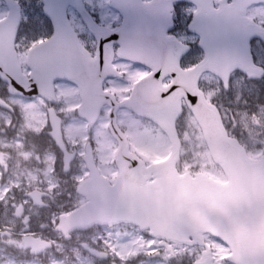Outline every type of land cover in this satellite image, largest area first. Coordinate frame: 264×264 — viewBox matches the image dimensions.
Returning a JSON list of instances; mask_svg holds the SVG:
<instances>
[{
    "label": "snow or ice",
    "instance_id": "1",
    "mask_svg": "<svg viewBox=\"0 0 264 264\" xmlns=\"http://www.w3.org/2000/svg\"><path fill=\"white\" fill-rule=\"evenodd\" d=\"M167 4H170L167 15L149 12L141 17L124 0H31V3L20 0L23 20L22 27L17 29V41L30 37L32 43L37 39H50L54 41V47L44 58L32 64L30 72L26 71V81L19 76V70H16L15 77L8 73L0 76V99L11 97L25 103L44 100L50 107L59 109L63 107L62 102L49 101L45 95L49 88L77 93L99 88L106 92L112 87H127L129 75L135 72H150L152 80L166 83L174 79L176 73L165 76L162 70L153 71L152 61L164 63L172 60L181 69L204 64L215 66L217 62L232 59L234 51L239 50L259 69L256 74H249L243 67L235 66L225 81L223 76L206 68L200 75L198 86L202 91L212 93V102L218 109L230 111L233 116L240 111L259 113L264 106V17L253 19V24L259 25V34L256 31L238 34L228 28L200 23L193 11L195 0H165L163 6ZM161 6L159 2L155 5L157 8ZM59 37H69L77 42L67 57L57 54L55 44ZM121 66L120 74L112 71L113 67ZM177 88V84H172L162 95L166 97L176 92ZM104 98L107 101L105 108H115L117 113L121 109L134 112L143 102L140 92L125 105L117 106L116 100L108 96ZM199 99L197 95L187 94L191 106H196ZM16 112L17 109L13 108L10 115L15 116ZM189 113L191 107L185 105L181 118ZM229 126H232L231 121ZM48 127L51 135V126ZM232 130L238 135L243 134L235 127ZM6 131L8 135H13L11 128H6ZM46 139L42 136L41 142ZM132 163L135 166V162ZM69 173L75 175L76 170L70 167ZM19 198L18 193L12 194L13 201ZM68 199L71 201L72 197ZM119 227V224L116 225V228ZM133 228V234L138 233L146 241L157 239L139 225ZM105 231L114 234L115 228L105 226ZM94 239V246L99 250L111 240V236L101 233ZM211 239L217 245L228 244L221 237ZM187 247L195 250L191 255L185 252L179 261L148 257L139 264H196L200 245ZM27 255V251L20 253L13 246H7L0 249V264H33ZM33 255L39 256V253ZM60 256L62 258L63 253ZM52 259L55 256L49 258V264ZM115 259L120 264L119 258ZM101 264H109V258H102ZM239 264L250 262L242 259Z\"/></svg>",
    "mask_w": 264,
    "mask_h": 264
},
{
    "label": "water",
    "instance_id": "2",
    "mask_svg": "<svg viewBox=\"0 0 264 264\" xmlns=\"http://www.w3.org/2000/svg\"><path fill=\"white\" fill-rule=\"evenodd\" d=\"M257 1L264 0H249V3L244 4L247 6ZM157 3L151 4L155 6ZM131 5L135 13L141 17L153 12L149 10L148 4L140 0H136ZM241 6V0H237L232 9L224 10L220 19L217 16L223 10L210 13L208 0H205L201 3L198 14L204 13L216 19L219 22L217 26L236 32L232 20L242 17L243 8ZM155 12L159 13V11ZM230 13H233V16ZM214 23L215 20H212L211 25ZM43 45L44 48H42ZM53 47V40L38 45L35 51L33 50V56L31 55V65L44 58ZM55 47L58 55L67 57L76 45L68 37H59ZM152 63L154 64L153 71L162 70L165 76L175 72L176 77L165 88L161 85V81L152 80L151 74L147 76L136 90V93L140 92L143 100L137 110L140 114L154 120L168 133L173 142V152L166 161L146 167L140 159L127 152V145L124 143L120 150L119 161L125 164V168L119 175L116 186L112 188L105 183L101 199L96 200L89 197L92 200L91 206L95 203L103 206L97 209L99 219L95 222L103 220L102 222L114 224L120 221H133L143 229L149 228L154 236L186 243H203L202 234L210 232L217 237L229 238L230 243L235 247L234 240L220 229L218 212L227 204L235 209V204H240L237 201V194L240 190L249 193V198L254 200L256 207L263 206L261 199L264 197V157L259 160L250 159L245 148L236 139L228 136L218 108L206 100L197 84L201 73L206 68L223 76L224 79H227L235 66L247 68L252 74L257 73L259 69L239 50L234 51L232 59L217 62L215 66L198 65L185 76L170 60L164 63L156 60ZM16 70H19V76L26 81L27 78L22 74L16 52L12 50L11 44L10 48L0 46V76L8 73L15 77ZM172 84L178 85L177 91L166 97L163 96L162 94L167 92ZM99 91L100 89L97 88L96 92ZM188 93L200 98L196 106L188 103ZM84 94L86 95V106H88L94 100L92 88L86 90ZM181 99H185L186 104L191 107V112L198 119L214 159L222 165L226 174L230 175V182L225 187L204 174H198L196 178H192L189 174L180 176L177 173L175 166L179 158L180 143L175 129V119L180 110ZM85 115L90 116L88 113ZM132 162H135V166ZM151 178L155 180L150 182ZM103 210H105L104 213ZM213 218L218 220L210 224L209 220ZM70 221L74 223V220ZM190 237H193V241L189 240ZM263 245L264 240H261L259 244L253 245V248L260 250ZM247 247L248 250L238 255L237 248H233L235 253L232 259L237 264L242 259H247L250 264L256 263L254 262V259L256 261L255 251L251 245Z\"/></svg>",
    "mask_w": 264,
    "mask_h": 264
},
{
    "label": "rangeland",
    "instance_id": "3",
    "mask_svg": "<svg viewBox=\"0 0 264 264\" xmlns=\"http://www.w3.org/2000/svg\"><path fill=\"white\" fill-rule=\"evenodd\" d=\"M3 12L0 6V15ZM249 15L252 18L264 17V5L253 6ZM32 35L38 34L33 33ZM39 41L42 40L37 39L35 43H32L31 37L29 39H20L19 46H26L25 51H27ZM118 89L119 93L124 91V87H118ZM58 92L60 94V103L62 102L63 104V107L59 108V112L62 114L63 111L69 121L67 126L69 141L71 144L74 141L84 144L86 138L82 133V125L78 121L75 111L76 98L71 90L58 89ZM206 95L212 101V93L206 92ZM6 100L18 108L20 122L13 125L12 115L0 112V151L2 153L8 151L13 155L18 152L23 161L25 159L33 160V156H31L32 148L28 139L33 138L34 135L32 133H38L40 125L43 122L41 113L34 104L24 103L19 99L11 97H7ZM221 111L226 126L231 130L235 127L238 132L243 133L242 135H238L233 132L239 137L242 144L245 145L249 155L258 157L264 154V106H262L259 113L249 114L248 111H240L235 116L230 111L226 112L223 109ZM230 121L231 127L229 126ZM122 122L128 124L130 136L134 143L140 146L139 151L144 154L142 155L145 160L153 162L166 155L168 148L165 141L162 135L154 132L155 130L152 125L147 124L145 129L140 132L138 130L139 123L133 126L131 119H124ZM103 125L104 122L102 121L98 126L91 129V141L93 142L96 159L101 170L106 176L112 178L114 169L110 165L111 143L108 141ZM183 126H186L183 135L188 137L185 148L182 150L181 164L184 169L191 172L204 171L217 179L223 180L221 171L209 159L206 144L196 121L191 115L188 114L186 116ZM6 128H11L13 135H8ZM54 151V147H50L49 151L43 154L45 165L40 170L37 169L41 173L44 189H47L51 193L49 198L47 197L39 207H36L26 196L32 190V187L29 185V176L35 177V184L39 187L40 180L36 176V168L27 167L22 163L20 169L16 170V175H12L10 171H6L3 167L0 168V204H3V207H0V232H12L10 230H15V234L11 236L0 235V239L5 243L0 246V249L13 246L20 253L26 252L27 250L22 245L19 233L24 232L28 226L34 225L39 227L34 232L35 234L50 239L54 243V247L50 251H46L40 256L41 259L39 261H43L44 264H49V258L53 256H55V259L51 260V264H101L102 259H99L91 252L94 249L97 250L94 246L96 243L94 237H98L101 233L111 236V240L106 241L105 245L98 250L109 254V264H118L115 259L117 257L120 264H139V261L148 257H162L165 261L173 259L179 261L185 252L191 255L192 251L195 250L189 249L188 245L173 244L157 239L146 241L138 233L133 234L134 228L131 225H120L119 228H116V226L110 227L115 228L114 234L107 233L105 227L87 232H76L72 234L71 240H66L68 242L66 244L62 234L56 232L53 228L57 225L59 218L51 206L57 196H62L63 202L62 204L54 205V207L63 212L85 201V198L79 195L73 188L86 175V170L82 163L79 162L74 168L76 170L75 175L72 174L66 180L65 175L63 182L61 179L56 181V176L54 177V174L49 172L51 163L57 158L54 155ZM21 170L24 171V175L20 176V179L17 180L16 176L20 175ZM3 174L5 175L3 176ZM73 180L75 183H73ZM25 189H27V192ZM13 193H18L20 198L13 201ZM69 196L72 197L71 201L68 199ZM55 200L58 201L59 199ZM18 207H22V212L20 211L19 216L17 215ZM14 213L15 215H13ZM43 226L46 227V230L40 229ZM210 244L214 251L216 263L229 264L225 259L229 253L226 246L217 245L212 239H210ZM153 245L156 247L153 248ZM161 248L164 249L163 252L160 251ZM61 253H63L62 258L60 256ZM200 255L201 250L197 252V259ZM27 259L32 260L33 264H42L33 259L29 253Z\"/></svg>",
    "mask_w": 264,
    "mask_h": 264
},
{
    "label": "clouds",
    "instance_id": "4",
    "mask_svg": "<svg viewBox=\"0 0 264 264\" xmlns=\"http://www.w3.org/2000/svg\"><path fill=\"white\" fill-rule=\"evenodd\" d=\"M23 160L20 154L17 152L15 155L12 153L5 151L0 153V167H3L6 171H10L12 175H16V170L20 169ZM24 175V171L21 170L20 175H17V180L20 179V176ZM29 185L32 187L35 193H39L41 195H47V189H41L35 184V177H28ZM27 192V189H25ZM32 193H29L31 195ZM15 215V213L13 214Z\"/></svg>",
    "mask_w": 264,
    "mask_h": 264
},
{
    "label": "bare ground",
    "instance_id": "5",
    "mask_svg": "<svg viewBox=\"0 0 264 264\" xmlns=\"http://www.w3.org/2000/svg\"><path fill=\"white\" fill-rule=\"evenodd\" d=\"M264 246V245H263Z\"/></svg>",
    "mask_w": 264,
    "mask_h": 264
}]
</instances>
